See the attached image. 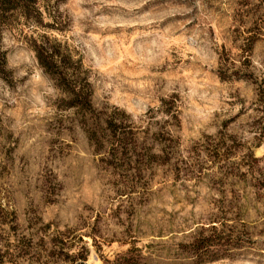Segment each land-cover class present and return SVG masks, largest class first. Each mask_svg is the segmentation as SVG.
I'll return each instance as SVG.
<instances>
[{"label": "rangeland", "instance_id": "obj_1", "mask_svg": "<svg viewBox=\"0 0 264 264\" xmlns=\"http://www.w3.org/2000/svg\"><path fill=\"white\" fill-rule=\"evenodd\" d=\"M40 5L42 24L0 21V264H76L81 244L86 264L132 245L136 264H264V0ZM39 34L80 59L90 108ZM211 233L214 257L191 249Z\"/></svg>", "mask_w": 264, "mask_h": 264}, {"label": "trees", "instance_id": "obj_2", "mask_svg": "<svg viewBox=\"0 0 264 264\" xmlns=\"http://www.w3.org/2000/svg\"><path fill=\"white\" fill-rule=\"evenodd\" d=\"M23 16L26 20H30L35 24H42L43 11L41 9L40 0H0V21H4L9 16ZM39 37H33L31 47L35 53L36 59L40 66L49 73L55 80L56 84L67 94L68 106H80L84 109L91 107V88L88 80V74L82 70V64L79 58L73 57L72 49L69 46L57 40L56 37H49L46 34H39ZM212 230L216 229L215 224H211ZM72 235V236H71ZM71 228L57 230L51 237L52 245L67 246L72 245V239L75 237ZM78 236V235H77ZM65 237H68L66 240ZM82 240L81 235L78 236ZM223 236L218 233L205 235L201 239L192 244V250L201 255H209L214 257V253L210 246L218 243ZM88 248L80 245L79 260L76 264H86V254ZM54 248L47 251V255L51 259L55 256ZM143 257L138 246H130L127 248L119 264H136ZM208 257V256H206Z\"/></svg>", "mask_w": 264, "mask_h": 264}]
</instances>
